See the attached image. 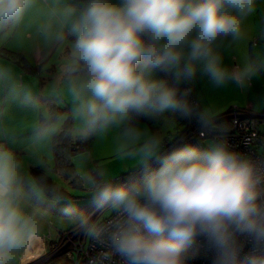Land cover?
<instances>
[{
	"label": "clouds",
	"instance_id": "obj_1",
	"mask_svg": "<svg viewBox=\"0 0 264 264\" xmlns=\"http://www.w3.org/2000/svg\"><path fill=\"white\" fill-rule=\"evenodd\" d=\"M26 18L47 43L61 46L71 37L52 86L74 104L70 134L86 140L119 129L146 169L130 184L92 178L96 208L115 213L108 223L63 208L76 219L77 235L100 246L88 264H190L199 251L210 264H264V155L235 148L227 128L184 87L198 76L217 89L250 87L264 56L229 66L220 48L264 25V0H77L76 7L65 0H0V30ZM29 99L15 90L10 97L18 107ZM168 112L197 119L214 138L204 148L163 153L162 138L139 121ZM24 127L35 143L59 131L32 117L0 124V264H32L45 244L44 226L27 206L28 186L39 189L4 139ZM150 162L159 167L148 170Z\"/></svg>",
	"mask_w": 264,
	"mask_h": 264
},
{
	"label": "rangeland",
	"instance_id": "obj_2",
	"mask_svg": "<svg viewBox=\"0 0 264 264\" xmlns=\"http://www.w3.org/2000/svg\"><path fill=\"white\" fill-rule=\"evenodd\" d=\"M65 2L69 7L77 6V0H65ZM256 21H259V19L257 18ZM65 45L64 52L66 57H68L71 50L69 39H66L65 43L58 46L57 49L61 50ZM230 60L229 58H224L225 64L230 66ZM204 78L198 76L191 82V85L194 89L204 93L205 98L202 102V108L206 109L212 117L228 110L233 105L230 104L225 110L216 114L210 112L220 103L228 101L242 106L249 105L257 112L264 110V75L258 74L246 90H240L234 85H230L224 89L209 88L210 86L204 87V85L209 84L203 80ZM48 94H51V92ZM54 96L56 97V95ZM64 97L65 100L57 97L54 100L52 99L53 103L57 105L56 111L59 116L52 117L46 114L45 122H40L41 128L56 124L60 129L66 120L69 119L68 111H70L71 107L74 109V104L67 94L64 93ZM248 101L252 102L253 107L251 104H248ZM139 123L148 134L158 135L162 138V141L167 138L173 139L178 132L185 129L184 117L179 113L172 112L162 114L154 119L140 120ZM71 126H74V117L71 118ZM261 130L264 131V124L261 125ZM30 133L27 160L31 165L38 166L46 171L54 183V189L49 193L36 183L39 191L33 190L39 193L38 198L40 200L37 201L35 197L32 200L34 199L39 207L48 211L49 217L57 229H69L77 223L75 218H68L63 215L62 210L64 207L69 205L72 207L81 206L93 201L92 194L95 190L94 185L91 183L93 177H96V179L103 177V179L115 184H121V177H125L126 181L124 184H126L131 176L143 172L140 177L141 179L146 171L143 160L133 154L132 150L124 144L119 129H112L107 133H98L86 140L75 138L70 134L71 142L76 143L81 141L82 147L79 152L69 157L73 167V173L69 175L64 173L56 164L52 149L53 137L47 142L35 143L33 140L35 133L32 129ZM209 140H201L200 147H206ZM162 151H164L163 146ZM157 167H159L158 164L150 162L148 170ZM27 174L33 178V175L29 172ZM82 182H84L85 187L81 186ZM112 212L110 208H104L98 214L97 219L105 218ZM52 232L55 234V229H52ZM49 246V259L40 261L38 262L39 264H70L64 254L55 253L51 249V244ZM35 263L37 262L32 264Z\"/></svg>",
	"mask_w": 264,
	"mask_h": 264
},
{
	"label": "crops",
	"instance_id": "obj_3",
	"mask_svg": "<svg viewBox=\"0 0 264 264\" xmlns=\"http://www.w3.org/2000/svg\"><path fill=\"white\" fill-rule=\"evenodd\" d=\"M254 23L259 24V21H254ZM66 39H69L71 43L70 36L66 37ZM65 47L66 45L61 50H58L56 44L45 42L37 34L33 19L26 18L17 26L6 27L0 30V124L6 122L9 117H13L16 120L32 117L39 119L40 122H45L46 114L52 117L59 116L56 111L57 105L53 103L52 99L54 100L57 97L65 100V97L64 93L54 91L52 86L60 74L62 64L67 58L64 52ZM220 51L224 58L232 59L229 61L230 66H236L246 57L264 56V25L251 29L249 37L245 41L238 43L225 42L221 45ZM52 59L54 60L52 61ZM259 74L264 75V70H261ZM203 80L209 83L206 77ZM189 85L202 108V102L205 98L204 93L194 89L191 83ZM205 86L214 88L210 83ZM14 90L21 95L25 92L31 94V99H29L26 106L18 107L15 103L11 102L10 97ZM50 92L51 94H48ZM230 104L242 106L228 101L220 103L210 112H213V114L222 112ZM248 104H251L253 107L251 101H248ZM245 106L257 112L249 105ZM69 110V117H74V109L71 107ZM28 124H31L30 119H28ZM30 130L31 127H24L15 135L5 136L4 139L6 142L11 143L16 150L18 157L23 162L25 172H29L32 175L31 168L35 165H31L27 160L28 143L31 137ZM27 192V206L30 210L37 213L44 226V247L37 253L38 259L32 261V263L37 262L35 264H39L38 262L49 259V237L57 238V231L61 229H57L54 226V222L49 217L48 211L39 207L34 199L32 200L34 197L37 201L40 200L38 198L39 193L33 190L31 185L28 186ZM50 222H52V225H50ZM52 229H55V234H53Z\"/></svg>",
	"mask_w": 264,
	"mask_h": 264
},
{
	"label": "built area",
	"instance_id": "obj_4",
	"mask_svg": "<svg viewBox=\"0 0 264 264\" xmlns=\"http://www.w3.org/2000/svg\"><path fill=\"white\" fill-rule=\"evenodd\" d=\"M184 87L191 89V98L200 107L191 86L187 84ZM213 118L215 124L220 125L221 128H227L229 142L235 148L248 152L253 156L264 155V131L261 130V125L264 124V110L254 112L248 106L242 107L233 104L228 110ZM184 120L185 129L178 132L173 139L167 138L163 141V153L166 154L185 145L200 146L201 140L214 138L212 133L201 127L197 119L184 117ZM221 134V131L215 133V135ZM142 173L131 176L126 184L139 180ZM81 186L85 187L84 182L81 183ZM99 211L96 209L90 215L92 221L108 223L115 217V213L112 212L105 218L97 219ZM50 225H52V222H50ZM78 230V224L69 229L58 230L57 238L49 237L51 249L55 253L64 254L70 264H88L89 258L99 251L100 246L88 236L77 235ZM190 264H210V258L203 251H199L192 255Z\"/></svg>",
	"mask_w": 264,
	"mask_h": 264
},
{
	"label": "trees",
	"instance_id": "obj_5",
	"mask_svg": "<svg viewBox=\"0 0 264 264\" xmlns=\"http://www.w3.org/2000/svg\"><path fill=\"white\" fill-rule=\"evenodd\" d=\"M71 117L66 120L59 131L52 138V149L54 152L56 164L66 174L73 173V167L69 157L79 152L81 149V141L72 143L70 140V129H71ZM200 147V146H197ZM201 148V147H200ZM32 169V175L35 182L46 192H50L54 189V183L49 175L38 166H34ZM122 183H125V177H121ZM47 204V203H46ZM76 209L77 215L85 214L90 216L97 208L93 201L90 203L73 206ZM101 211V210H100ZM99 211V212H100ZM98 212V213H99ZM77 224V223H76ZM75 224V225H76Z\"/></svg>",
	"mask_w": 264,
	"mask_h": 264
}]
</instances>
